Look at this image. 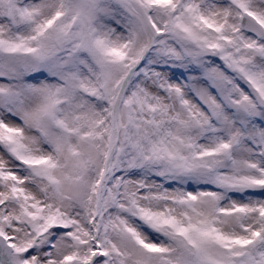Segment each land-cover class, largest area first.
Listing matches in <instances>:
<instances>
[{"label":"snow or ice","instance_id":"6c2138e0","mask_svg":"<svg viewBox=\"0 0 264 264\" xmlns=\"http://www.w3.org/2000/svg\"><path fill=\"white\" fill-rule=\"evenodd\" d=\"M0 264H264V0H0Z\"/></svg>","mask_w":264,"mask_h":264}]
</instances>
